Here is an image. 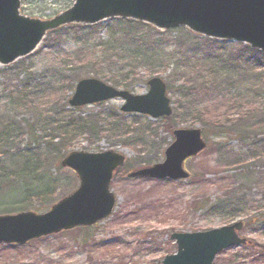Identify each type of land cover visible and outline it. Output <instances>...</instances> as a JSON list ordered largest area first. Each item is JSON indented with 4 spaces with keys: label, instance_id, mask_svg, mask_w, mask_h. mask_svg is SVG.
Instances as JSON below:
<instances>
[{
    "label": "rangeland",
    "instance_id": "rangeland-1",
    "mask_svg": "<svg viewBox=\"0 0 264 264\" xmlns=\"http://www.w3.org/2000/svg\"><path fill=\"white\" fill-rule=\"evenodd\" d=\"M73 1L23 0L21 9L30 16L50 18L70 7ZM111 21L93 28L70 26L49 33L32 54L22 58L24 63L20 64V68H15V65L22 59L8 66L0 64V129L4 127L11 131L15 127V143L20 148L17 151H29L31 143L32 148L39 152L40 159L37 172L28 176L18 175L27 174L32 169L18 171L27 158L14 154L16 150L12 148L4 147L6 142L3 141L0 164L7 177L0 181V215L28 210L43 213L74 191L80 180L72 169L61 164L64 155L72 150L112 149L127 157L122 169L125 175L119 177L116 174L111 184L118 196L111 216L93 225L88 232L77 227L23 245L0 243V264H162L167 254L177 250L175 241L171 239L173 232L203 231L239 220L249 221L243 215L228 220L222 212L207 213L208 210L199 209L207 200L223 198L219 187L206 186L201 180L207 166L214 165L221 157L216 143L227 144L229 161L253 150H250L251 146L246 148L247 142L244 143L236 134L215 133L212 127L203 125L189 109V103L180 89L182 80L179 82L178 79L183 78L185 72L193 77L198 75L194 71L204 73L208 77L209 88L199 94L198 100L229 106L230 98L234 100L233 110L242 115V124L260 123L264 120V60L260 62L262 66L252 62L246 64L250 52L237 42L227 41L220 49L216 44L194 37L195 34L187 28L160 31L166 36H159L150 28L134 25V29L138 28L137 34L159 41L158 52L161 55L158 60H161H156L154 64L141 63L139 58L131 56L132 50L124 43L121 24ZM110 31L114 34L113 39ZM183 55H186L187 71L183 66L182 75H173V68L182 63ZM156 75L162 76L168 85V96L173 106L170 123L122 111V98L82 107H73L68 102L81 77H96L119 88L124 87L117 85V80H127L131 84L127 89L142 94L149 89L148 79ZM217 81H225L227 87L210 92L213 82ZM32 89L36 93L34 97L22 98L19 95ZM217 93L222 97L215 101L213 98ZM70 119L75 121L69 129L82 125L84 129L96 126L101 132L94 138L90 137L88 130H83L72 136L65 148H52L63 141L66 132L63 126L68 125ZM146 122H157L158 126L157 136H147L148 146L145 148L129 144L124 137L113 136L107 131L120 124L136 128ZM258 126L256 132L264 133L263 125ZM176 127L201 128L210 144L206 150L185 162L190 178L171 182L128 177L127 172L131 170L164 160L165 149L174 141L173 128ZM18 128L22 134H17ZM137 134L135 132L130 136ZM149 158L155 161L149 163ZM250 162L255 173L247 187L254 194L249 193V197L255 201L248 207L255 208L253 211L257 213L264 212V159L250 156ZM233 166H221V169L231 172ZM41 193L47 194V202L41 203L37 197L32 198ZM241 236L250 241L249 245L230 247L218 255L214 264H255L256 258L258 264H264V256L258 255L255 247L264 245V226L246 224ZM85 241L111 244L97 249L83 246Z\"/></svg>",
    "mask_w": 264,
    "mask_h": 264
},
{
    "label": "water",
    "instance_id": "water-1",
    "mask_svg": "<svg viewBox=\"0 0 264 264\" xmlns=\"http://www.w3.org/2000/svg\"><path fill=\"white\" fill-rule=\"evenodd\" d=\"M23 0H0V64L8 66L33 53L48 32L77 24L90 26L110 19H131L158 30L185 26L209 38L240 41L264 51V0H74L72 6L52 18L22 12ZM149 90L135 94L96 77L80 79L69 99L83 106L122 98L121 110L160 118L172 114L167 84L160 76L148 80ZM165 150V159L129 172V177L187 179L184 161L207 147L202 130L179 127ZM126 161L115 150H73L61 161L76 171L80 185L46 212L32 210L0 215V243L23 245L32 239L78 226H91L109 217L117 196L111 189L114 172ZM243 221L204 231L173 232L177 251L162 264H214L218 254L246 244Z\"/></svg>",
    "mask_w": 264,
    "mask_h": 264
},
{
    "label": "trees",
    "instance_id": "trees-1",
    "mask_svg": "<svg viewBox=\"0 0 264 264\" xmlns=\"http://www.w3.org/2000/svg\"><path fill=\"white\" fill-rule=\"evenodd\" d=\"M111 22H114V23L116 22L117 25L121 24L120 26L122 27L121 30H122L123 39L125 41L124 43L132 50V52L131 51L130 52H131V56L135 57L134 59L139 58L138 60L141 63L152 62L153 64L161 60V59L158 60V58L161 55V52H158V48H159L158 42L159 41L153 40L146 35L137 34L138 32L136 33V30L138 28L134 29V25L139 26V27L141 26L143 28H150L151 32H154V34H157L159 36H166L165 33H161L160 31L154 29L153 27L149 25H145L140 22H135L133 20H112ZM71 27L80 28V29L84 28L82 26H71ZM93 27H90V28H93ZM179 28L177 29L175 28V29L185 30V27H181L182 29H179ZM132 30H134L135 32H133ZM110 35H111V38L113 39V36H114L113 32L110 31ZM194 37L199 38L208 43L210 42L212 44H216V46H218L220 49H222V47H224V45L227 44L226 41L213 40L210 38L200 37L197 35H194ZM237 44L245 47L246 50L250 52V56L248 60L245 61L246 64H249L250 62H252V63H255L256 66H262L260 65V62L264 60L263 51H259L257 49L251 48L250 46L244 45L239 42ZM181 59H182L181 60L182 63L179 65H176V67L173 68L174 69L173 75H177L178 73L182 75V73H184V70L187 71L185 67V64H187L186 55H183ZM22 63H24L23 59L20 60V62H18L15 65L16 66L15 68H20V64ZM183 66L185 67V69L183 68ZM168 68L169 66H167V69ZM194 72L197 73L198 75L193 77V76L188 75V73L185 72V74H183L182 76L183 78L181 79L179 78L178 81L182 80L180 83V89H182L184 97L186 98V101L189 103V109H191L195 117L199 119V121L203 125L206 124L207 127L209 126L210 128L212 127L215 130V133L216 132L219 134L225 133L229 135L236 134L238 138L242 140L244 143L247 142L245 143L246 148L247 146H251L250 150L251 149L253 150L249 153H245L244 155H240L234 161H229L228 160L229 152L227 150L228 148L227 144L224 142L216 143L221 157L214 165L207 166L206 172L201 175V180L206 186L219 187L223 191V194L221 193V196H223V198L216 200V201L207 200L206 202H203L201 204L199 209H206L208 210L207 213L208 212L209 213H221L222 212L226 217L229 218L228 220L234 219L236 216L243 215L245 218L249 220L248 222L244 221L245 225L246 224L248 225L261 224V226H264V212L261 211L257 213L253 211V209L255 208L248 207L249 203H252L255 200L249 197L250 194L252 195L254 194L250 192L251 190L247 187V185L250 183L251 178L253 177V174L255 173L253 170V164L252 162H250V156H253V158L255 159L256 158L264 159V133L259 134L258 132H256V129H258L259 127L258 125L262 124L264 127V120L262 119L260 123L253 122L250 124L248 123L242 124V119H241L242 115L239 111L233 110L235 107V104H232L234 100L231 101L230 98L228 99L229 106H220V105L217 106L215 105V103L217 102L215 103L213 102L210 104L208 102L204 103L198 100L199 94L203 91L208 90L209 80H208V77L204 73L199 72V71L197 72L194 71ZM184 78H187V79H184ZM204 78H206L207 80H205ZM117 81L118 82H116V84L119 86L120 85L123 86L125 89L131 87V84H129L127 80L125 82H121L119 80ZM213 85L214 87L210 92L214 93V92H217L216 90H218V88H221L223 90V87L226 86L227 84H225V81H217V82H213ZM169 88H171L170 84H169ZM24 93L25 95H23ZM35 94L36 93H34L32 89L28 92L27 90H25V92L23 93L21 92L19 95L22 98H25L26 96L34 97ZM216 95L217 96L213 98L215 101L218 98L222 97V94L217 93ZM171 119L172 118L170 116V117H163L159 120L160 121L168 120L167 122L170 123ZM74 121H75L74 119H70L67 123L68 125L63 126L65 127V130H66V132L63 135L64 139L59 145L51 146L52 148L54 149L65 148L67 144L69 143L67 141L71 140L72 136H75L76 134H78L79 132L83 130H88V132L90 133V137L92 136L94 138H96L98 134L101 132V131L99 132L98 127L96 126H92L91 129L90 127H87L84 129L83 125L80 126L81 124L79 125L80 127H73L74 129L71 128L72 129L71 130L69 129L70 128L69 125L74 124L73 123ZM155 121H158V120H155ZM157 126H158L157 122H146L141 125L139 124L136 128H133L127 125L121 126L120 124V125L115 126L114 128H111L110 129L111 132L109 131V129L107 131L109 133H112L113 136L124 137L125 141L129 144H134L135 146L139 148H145L148 146L147 136H151L152 138L157 136V133H156ZM172 127H173L172 125L169 126L170 129ZM2 129H0V147H3L2 144H3V141H5L6 145L4 147L12 148L14 149V151L16 150L14 154L22 155L27 158L23 166L20 169H18V171L20 170L23 171L25 169L26 170L32 169V171L27 174H18V173L17 174L22 175V176H28L31 173L37 172L38 169H40V166L38 165L40 162L39 155H38L39 152L37 151V149L32 148V144L30 143L28 146L30 149L29 151L27 152L21 151V153H19L17 151V149H20L19 145L16 146V143H15V140L17 138H15L16 136L13 133L17 129L14 130L15 127H12L11 131L5 129L4 127H2ZM135 132H138L139 134L131 137L130 134H133ZM204 132H206V130ZM20 133L22 134V131L18 128L17 134L19 135ZM254 147L255 148L257 147V148L254 150ZM223 159H226L225 162L223 161ZM154 161L155 160L153 158H149L148 160L149 163L154 162ZM232 165L234 166L232 167L233 171L231 172L229 170L221 169V166L229 167ZM237 166H240V167H237ZM122 169L123 168H120L117 171L116 173L117 176L120 177L121 175H125L124 170ZM3 170L4 169L2 165L0 164V181H3V177H7V173H5ZM207 174H210L211 176H207ZM46 196L47 194L45 195L44 193L43 194L41 193L39 195H34L33 197L31 195L30 197L32 198L37 197L39 202L44 203L45 201L46 202L48 201ZM80 229H85L88 232L91 230V227H80ZM109 243L111 244V242H101V243L87 242V241L82 242L83 246H91L97 249L101 247H108ZM246 245H249V244H246ZM250 245H252V243H250ZM9 246H16V245L11 244ZM255 247L258 250V252L256 251V253H258V255L264 256V245H257ZM255 264H258L257 258L255 259Z\"/></svg>",
    "mask_w": 264,
    "mask_h": 264
}]
</instances>
